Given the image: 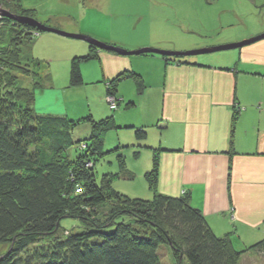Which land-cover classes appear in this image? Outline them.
<instances>
[{"label": "trees", "instance_id": "trees-1", "mask_svg": "<svg viewBox=\"0 0 264 264\" xmlns=\"http://www.w3.org/2000/svg\"><path fill=\"white\" fill-rule=\"evenodd\" d=\"M0 4L9 16H18L1 0ZM34 15L29 11L20 18L33 20ZM10 20L0 18V40L5 39L4 24L13 26L10 31L18 26ZM19 26L22 31L11 33L0 50V245L8 247L0 264H163L161 246H167L176 264H239L249 250L264 257V239L236 251L231 234L216 236L187 194L171 197L158 192V156L163 150H152L151 168L144 175L151 200L132 199L116 191L113 181L121 177L116 174L103 175L98 181L99 160L127 148L116 145L103 153L105 136L133 128L116 126L112 117L94 122L88 116L75 122L65 116L36 114L34 92L45 87L48 77L40 74L39 61L29 58L26 62L20 49L35 44L43 33L27 24ZM99 52L90 45L87 54L70 61L69 87L82 85L81 64L99 60ZM162 58L176 64L187 60ZM19 70L30 78L24 81L27 88H15ZM125 80L138 85L139 92L145 89L133 71L106 81V100L112 98L115 109L122 103L118 87ZM82 123L90 124V135L77 141L73 129ZM145 137L143 129L134 130L136 149L145 146ZM138 153L134 151L135 158ZM116 162L124 175L121 178L133 181L125 158L118 155ZM63 219L77 221L80 230L59 237ZM45 238L52 240L45 243Z\"/></svg>", "mask_w": 264, "mask_h": 264}, {"label": "crops", "instance_id": "crops-1", "mask_svg": "<svg viewBox=\"0 0 264 264\" xmlns=\"http://www.w3.org/2000/svg\"><path fill=\"white\" fill-rule=\"evenodd\" d=\"M103 42L127 50L163 48L161 43ZM62 43L64 54L72 57L88 52L87 46ZM98 54L103 61L101 81L133 71L145 86L139 92L132 80L119 85L126 88L118 87L122 112L117 107L108 108L110 113L100 103L116 126L133 128L124 129L133 132L124 136L128 141L116 130L108 139L112 136L135 150L139 145L134 130L143 129L145 146L140 150L146 152L137 156L144 157L142 174L151 168L152 150H163L158 156L160 194H187L216 236L231 234L234 248L245 250L264 239V40L225 56L182 64L154 54ZM104 101L108 104L106 96ZM128 103L132 105L126 107Z\"/></svg>", "mask_w": 264, "mask_h": 264}, {"label": "rangeland", "instance_id": "rangeland-1", "mask_svg": "<svg viewBox=\"0 0 264 264\" xmlns=\"http://www.w3.org/2000/svg\"><path fill=\"white\" fill-rule=\"evenodd\" d=\"M1 1L7 4L9 9L11 8L10 10L19 17L29 11L33 12L35 14L33 20L38 24L67 34L87 36L101 43H105L103 41L130 45L135 43H161L162 49H151L170 53H184L240 43L261 35L254 33L264 29V0ZM0 7L2 8L1 4ZM10 21L18 26L15 27V31H10L13 26L9 24L5 26L3 23L5 39L0 40V50L6 47L11 33L22 31V27L19 25L23 23H19L14 19ZM29 26L38 29L33 25ZM35 41L32 46L29 44L27 47L20 49L22 57L26 59L25 61L27 62L29 58L38 60L40 74L42 73V77H48L43 83L45 87L36 89L34 92L33 108L35 113L38 115L65 116L75 122L88 116L94 122L109 117L110 115L104 116V110L102 109L106 108V111H109V106L104 101L106 83L103 80L101 81L102 60L82 63V85L74 88L69 87V63L75 56L64 54L66 48L62 42H72L87 47L90 45L80 40L66 39L49 33L40 34ZM235 51L217 52L187 57L186 59L206 61V58L208 60L225 56V54H231ZM154 57L161 58L159 56ZM26 62L22 63L25 64ZM20 72L21 70H19V76L17 75L18 81L15 88L21 86L27 88L25 79L30 78H24ZM119 88L126 91V88ZM100 103L105 107L101 105V108ZM118 111L122 112V106H118ZM116 133L120 134L122 136L121 140L125 139V141H128V138L124 136H128L130 133L133 134L130 130H119ZM110 134L111 132L105 136L103 153L112 150L109 147L122 145L118 143V140H114L112 136L111 139H108ZM89 135V123H82L73 129V137L77 141L88 139ZM124 145L130 147L131 144H123L122 147H125ZM122 151L124 152H109L99 160L95 166L98 181L101 176L107 174H116L124 178L116 164L117 156L122 155L126 161V169L135 175V179L130 181L119 177L113 181V188L132 199L151 200L152 194L148 190L141 169L144 157L143 155L138 158L134 157V151H142V153L146 151L140 150V148L130 151L124 148ZM144 192L150 196L144 197ZM76 230H80L77 221L63 219L60 222L58 236L65 237L70 231L75 232ZM50 240L52 238H45L44 242L47 243ZM243 247H235L234 249L242 251L240 249ZM7 249V245H0V256L6 253ZM249 251L244 255L245 257L241 258L242 261L239 264H264V257L258 254H249ZM158 252H164L165 254V257H162L163 264H176L175 258L170 254L167 246H161Z\"/></svg>", "mask_w": 264, "mask_h": 264}, {"label": "water", "instance_id": "water-1", "mask_svg": "<svg viewBox=\"0 0 264 264\" xmlns=\"http://www.w3.org/2000/svg\"><path fill=\"white\" fill-rule=\"evenodd\" d=\"M0 16L1 17H10L11 19L18 21L19 23L33 25L34 27H37L38 30L42 33H49V34H53V35H56V36H59L62 38H66V39L80 40V41H83L89 45L95 46L99 50L106 51V52H112V53H115L119 56H127V57L148 55V54H154V55H159V56H164V57H174V56L194 57V56H200V55L213 54V53H217V52H226V51L237 50V49L252 45V44L259 42V41L264 39V33H263L259 36L248 39L246 41H242L240 43L217 46V47H213L210 49L194 50V51H189V52H184V53H170V52L159 51V50L151 49V48L140 49L137 51H126V50H123V49L115 47V46H111V45H107V44L98 42V41H96L92 38H89L87 36L67 34V33L61 32L59 30L40 25L33 20L20 18V17H16V16H9L7 12H4L1 9V7H0Z\"/></svg>", "mask_w": 264, "mask_h": 264}, {"label": "built area", "instance_id": "built-area-1", "mask_svg": "<svg viewBox=\"0 0 264 264\" xmlns=\"http://www.w3.org/2000/svg\"><path fill=\"white\" fill-rule=\"evenodd\" d=\"M107 103L109 104L111 110L115 109V103L112 98L107 99Z\"/></svg>", "mask_w": 264, "mask_h": 264}, {"label": "bare ground", "instance_id": "bare-ground-1", "mask_svg": "<svg viewBox=\"0 0 264 264\" xmlns=\"http://www.w3.org/2000/svg\"><path fill=\"white\" fill-rule=\"evenodd\" d=\"M124 50V49H123Z\"/></svg>", "mask_w": 264, "mask_h": 264}]
</instances>
